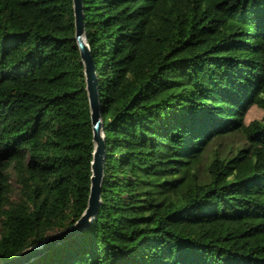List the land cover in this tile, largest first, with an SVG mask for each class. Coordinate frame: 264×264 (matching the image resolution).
Here are the masks:
<instances>
[{
    "label": "trees",
    "instance_id": "trees-1",
    "mask_svg": "<svg viewBox=\"0 0 264 264\" xmlns=\"http://www.w3.org/2000/svg\"><path fill=\"white\" fill-rule=\"evenodd\" d=\"M82 5L100 205L27 264H264V0ZM74 36L72 0H0V262L87 206L94 143Z\"/></svg>",
    "mask_w": 264,
    "mask_h": 264
},
{
    "label": "water",
    "instance_id": "water-1",
    "mask_svg": "<svg viewBox=\"0 0 264 264\" xmlns=\"http://www.w3.org/2000/svg\"><path fill=\"white\" fill-rule=\"evenodd\" d=\"M75 36L81 62L84 68L85 90L87 93L90 123L94 151L92 153L90 188L87 206L80 218L67 229L47 237L38 247H31L22 251L13 260L0 262V264H27L38 259L57 245L66 242L88 229L96 218L100 205L101 182L104 173L105 141L102 134L103 124L100 115V101L98 95L97 78L91 51L86 43L84 32V17L82 0H72Z\"/></svg>",
    "mask_w": 264,
    "mask_h": 264
},
{
    "label": "rangeland",
    "instance_id": "rangeland-1",
    "mask_svg": "<svg viewBox=\"0 0 264 264\" xmlns=\"http://www.w3.org/2000/svg\"><path fill=\"white\" fill-rule=\"evenodd\" d=\"M262 116V111L259 110L258 108H251L250 111L247 113L246 116V122L249 123L253 119H260Z\"/></svg>",
    "mask_w": 264,
    "mask_h": 264
}]
</instances>
